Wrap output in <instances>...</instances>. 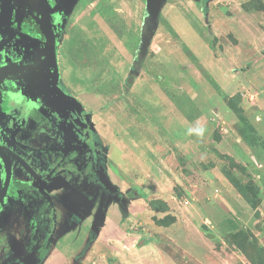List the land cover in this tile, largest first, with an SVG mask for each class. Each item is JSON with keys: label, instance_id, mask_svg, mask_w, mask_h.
I'll return each mask as SVG.
<instances>
[{"label": "rangeland", "instance_id": "374dc122", "mask_svg": "<svg viewBox=\"0 0 264 264\" xmlns=\"http://www.w3.org/2000/svg\"><path fill=\"white\" fill-rule=\"evenodd\" d=\"M150 1L86 0L75 16L64 82L134 196L47 264H264V0H164L155 17Z\"/></svg>", "mask_w": 264, "mask_h": 264}, {"label": "flooded vegetation", "instance_id": "af4514ba", "mask_svg": "<svg viewBox=\"0 0 264 264\" xmlns=\"http://www.w3.org/2000/svg\"><path fill=\"white\" fill-rule=\"evenodd\" d=\"M85 2L0 0V264H47L73 232L76 247L82 232L93 244L110 205L130 198L115 187L113 152L93 114L62 74ZM73 256L67 264H80Z\"/></svg>", "mask_w": 264, "mask_h": 264}, {"label": "water", "instance_id": "95a60500", "mask_svg": "<svg viewBox=\"0 0 264 264\" xmlns=\"http://www.w3.org/2000/svg\"><path fill=\"white\" fill-rule=\"evenodd\" d=\"M163 1L164 0H151L150 2H151V4H153V7L152 8H157L156 10L154 9V11H149V15H153L154 17L155 16H157L159 13V7L160 6H162V3H163ZM156 5H157V7H156ZM151 37L150 36H148L145 40H144V42H143V47H142V55L144 56L146 53H147V49H148V47H149V45H150V43H151V39H150ZM52 48H54V47H52ZM53 52H52V54H53V57L55 56V52H54V49L52 50ZM129 82H134V78L133 77H131L130 78V80H129ZM102 220H101V222H100V225L102 224V222L104 221V217L103 218H101Z\"/></svg>", "mask_w": 264, "mask_h": 264}, {"label": "clouds", "instance_id": "9594fccd", "mask_svg": "<svg viewBox=\"0 0 264 264\" xmlns=\"http://www.w3.org/2000/svg\"><path fill=\"white\" fill-rule=\"evenodd\" d=\"M207 129L205 126L201 125L199 121L195 123L193 127H189L187 133L189 136L195 135L196 137L203 138ZM203 159V156L201 157Z\"/></svg>", "mask_w": 264, "mask_h": 264}, {"label": "trees", "instance_id": "16d2710c", "mask_svg": "<svg viewBox=\"0 0 264 264\" xmlns=\"http://www.w3.org/2000/svg\"><path fill=\"white\" fill-rule=\"evenodd\" d=\"M133 193H134V192H133L132 190H131V191H129V196H134V194H133ZM119 231H121V230H119V229H118V232H119ZM115 232H116V231H115ZM124 241H125V239H124Z\"/></svg>", "mask_w": 264, "mask_h": 264}, {"label": "crops", "instance_id": "0c3cea01", "mask_svg": "<svg viewBox=\"0 0 264 264\" xmlns=\"http://www.w3.org/2000/svg\"><path fill=\"white\" fill-rule=\"evenodd\" d=\"M115 220V219H114Z\"/></svg>", "mask_w": 264, "mask_h": 264}]
</instances>
